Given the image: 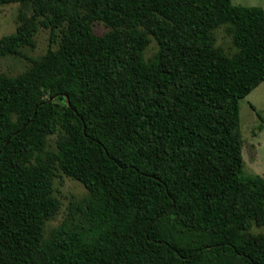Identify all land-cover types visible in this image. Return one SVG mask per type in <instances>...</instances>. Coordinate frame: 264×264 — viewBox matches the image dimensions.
<instances>
[{"label":"trees","instance_id":"obj_1","mask_svg":"<svg viewBox=\"0 0 264 264\" xmlns=\"http://www.w3.org/2000/svg\"><path fill=\"white\" fill-rule=\"evenodd\" d=\"M15 3L0 58L40 28L50 47L0 73V264H264V178L244 176L240 116L264 82V8L0 0ZM59 174L88 194L47 233Z\"/></svg>","mask_w":264,"mask_h":264},{"label":"rangeland","instance_id":"obj_2","mask_svg":"<svg viewBox=\"0 0 264 264\" xmlns=\"http://www.w3.org/2000/svg\"><path fill=\"white\" fill-rule=\"evenodd\" d=\"M233 5L264 8V0H231ZM21 7L19 4H8L0 6V38L12 35L20 24ZM109 29L102 23L94 26L97 35L105 34ZM217 44L227 51L231 48V38L225 33L224 28L215 32ZM34 49L24 48L23 57L7 56L0 58V73L7 76H18L23 73L29 60L38 59L43 56L50 47L49 31L40 28L35 37ZM158 50L155 41L146 50L147 59L153 58ZM28 58V59H27ZM252 106L256 109L253 110ZM257 113L261 115V120ZM241 131L245 141L243 157L245 161L244 176L259 175L264 178V82L251 94L240 101ZM260 126L262 130H258ZM49 150L55 149V137L49 140ZM86 188L79 182L59 174L54 181V195L60 201L61 206L54 219L49 221L46 232L59 226L67 217L72 202L80 201L87 196Z\"/></svg>","mask_w":264,"mask_h":264}]
</instances>
